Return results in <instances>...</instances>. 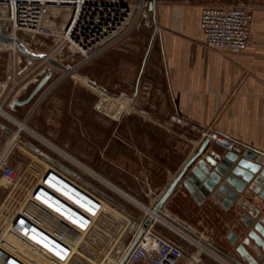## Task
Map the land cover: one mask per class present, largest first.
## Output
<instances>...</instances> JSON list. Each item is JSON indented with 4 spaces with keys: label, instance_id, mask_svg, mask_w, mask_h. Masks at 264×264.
I'll list each match as a JSON object with an SVG mask.
<instances>
[{
    "label": "rangeland",
    "instance_id": "1",
    "mask_svg": "<svg viewBox=\"0 0 264 264\" xmlns=\"http://www.w3.org/2000/svg\"><path fill=\"white\" fill-rule=\"evenodd\" d=\"M126 1L134 16L135 10L141 14L132 39L119 42L116 48L108 41L107 46L103 45L88 59L65 40L19 33L18 37L32 51L46 52L75 66L70 71L56 68L55 75L32 100L13 111L5 99L8 93L13 99L22 86L30 84L21 95V99L26 98L40 79V70L51 64L45 58L23 53L16 44L15 47L1 44L0 106L146 209L28 130L20 129L3 113H0V159L15 142L22 147L6 161L13 168V179L6 181L0 174V197L15 187L32 160L52 163L96 191L103 207L116 218L129 221L116 247L119 256L130 249L147 220H151L185 254L199 253L204 264H226L220 258L230 264H260L264 258V154L217 136L213 129L200 126L178 112L159 50L151 42L154 25L152 32L146 23L150 21L146 4L140 12V0ZM233 1L244 2L254 9L264 8V0ZM71 13L67 5L51 7L46 21L60 29ZM133 15L119 33L125 34L131 28L127 24ZM6 16L0 5V18ZM8 26L6 21L5 33H9ZM218 137L229 145L219 143ZM247 164L255 165V170L246 167ZM206 168L225 173L242 188L240 193L233 194L230 205L222 206L223 215L217 216L222 228L236 239L231 246L217 237L215 228L206 226L181 206L184 201H191L200 210L215 215L210 205L204 206L194 196L196 188L201 190L197 185L200 179L219 185L204 174ZM211 198L210 203L218 202ZM147 208L155 210L179 231L155 218ZM103 218L100 232L109 233L105 223L109 218Z\"/></svg>",
    "mask_w": 264,
    "mask_h": 264
},
{
    "label": "crops",
    "instance_id": "2",
    "mask_svg": "<svg viewBox=\"0 0 264 264\" xmlns=\"http://www.w3.org/2000/svg\"><path fill=\"white\" fill-rule=\"evenodd\" d=\"M140 2L150 14L147 26L154 25L151 42L159 50L178 112L213 129L217 136L264 154V8L254 9L233 0H156L152 10L150 0ZM206 5L252 9L250 36L244 48L206 45L200 25ZM135 13L127 24L131 28L104 45L116 48L119 42L132 39L141 15L137 10Z\"/></svg>",
    "mask_w": 264,
    "mask_h": 264
},
{
    "label": "bare ground",
    "instance_id": "3",
    "mask_svg": "<svg viewBox=\"0 0 264 264\" xmlns=\"http://www.w3.org/2000/svg\"><path fill=\"white\" fill-rule=\"evenodd\" d=\"M67 2L72 4L73 1ZM0 20L4 19L0 18ZM12 35L18 37L19 34L16 32ZM1 44L3 43H0V46ZM6 46L15 47L14 42L6 44ZM0 113L10 117L20 129L28 130L63 156L111 186L109 182L84 164L31 129L24 121H20L6 112L2 106H0ZM219 143L229 145V142L222 138H219ZM21 147L19 142H15L14 146L1 157L0 166L12 158L16 149ZM35 158L33 157V159ZM204 174L213 177L219 185L229 191L220 189L219 185H204L201 179L197 182L201 189L203 188L210 197L216 198L218 202L210 203L197 190V194L195 193L194 196L197 197V200H201L205 206L210 205L215 214L220 217L225 212H223L222 206L230 205L232 203L231 196L240 193L242 188L227 178L225 173L215 169L206 168ZM122 194L142 206L130 196ZM181 206L206 226L216 228L218 225L215 223L214 214L210 211L200 210L193 202L186 201ZM149 211L155 218H159L175 228L162 219L155 210ZM105 215L109 219L113 218V212L106 210L105 207L102 208L100 195L96 191L78 181L65 169L58 168L52 163H40L36 162V159L32 160L24 168L15 187L9 190L6 196L0 197V264H57L59 260L62 264H115L120 259L116 247L120 244L125 229L116 238L121 231V219L117 218L114 226L117 221L120 225L115 228L116 232L113 236L116 238V247L106 261L101 262L100 239L103 238V242L106 238L105 235L110 234L100 232V226L103 224L100 225V223ZM89 220H91L90 224H88ZM103 220H107V218L105 217ZM78 232L82 234V238L77 241ZM195 243L207 249L200 242L195 241ZM68 246L71 249L69 255H67ZM220 259L224 263L230 264L226 260ZM260 261H262L260 264H264V258Z\"/></svg>",
    "mask_w": 264,
    "mask_h": 264
},
{
    "label": "built area",
    "instance_id": "4",
    "mask_svg": "<svg viewBox=\"0 0 264 264\" xmlns=\"http://www.w3.org/2000/svg\"><path fill=\"white\" fill-rule=\"evenodd\" d=\"M67 1L70 0H0V5L7 13V16L2 20V27L8 21V34L10 35L16 32L18 34L37 33L65 40L71 44L77 53L88 59L97 53L105 42L112 40L123 28L127 19L133 15L132 7L126 0L124 1L131 8V11L127 12L126 15H123L126 11L121 4V0H71L73 1L72 4H68L70 2ZM142 4L141 2L139 5L140 12L144 6ZM65 5L71 7L72 13L63 27L58 29L50 21H46V14L51 7ZM252 19L253 12L248 6H204L201 11L200 25L204 32L206 45L219 49L240 50L244 48L250 36ZM2 45L6 44L3 43ZM64 64L67 68L66 71H70L75 66H72L70 62ZM15 84H17V81H15ZM8 96H10V93H8ZM8 96L5 97L7 103L12 100V97ZM217 139L219 142V137ZM0 174L6 181H11L14 177L13 168L6 162L0 166ZM202 183L204 185L209 184L203 181ZM211 183L210 185H217L213 184L214 182ZM196 190L199 194L204 195L207 201H213L203 188L201 190L196 188ZM252 191L255 193L253 189ZM201 203L203 204V202ZM195 205L198 206V204ZM198 207L200 208V206ZM214 217L215 223L218 224L215 228L217 237L229 246L236 244V239L222 228V224H219L220 221L216 214ZM106 218L108 219V217ZM115 219L117 218L113 215V218L111 217L108 221H105L107 232L110 231V235L106 234L103 242V238L100 239L101 262L106 261L116 247V238L129 226V221L122 219L120 221L121 231H119L116 238H113L116 232L115 228L120 225L117 221L118 224L114 226ZM90 221H88V224H90ZM154 223V221L147 220L141 234L115 264H204L199 253L185 254L180 246L159 232L154 227ZM78 233L77 241L82 238V234ZM70 250L69 248L67 255L71 254ZM57 264L62 263L59 260Z\"/></svg>",
    "mask_w": 264,
    "mask_h": 264
},
{
    "label": "water",
    "instance_id": "5",
    "mask_svg": "<svg viewBox=\"0 0 264 264\" xmlns=\"http://www.w3.org/2000/svg\"><path fill=\"white\" fill-rule=\"evenodd\" d=\"M121 4L125 8V11H126L123 15H126L127 12L131 11V8L127 2H125L124 0H121ZM155 5H156V0H150L148 7L154 10ZM11 42H14L19 48V50L22 51L23 53H26L27 55L35 57V58H45L51 64L47 68H43L42 70H40L39 74L41 77L26 98L21 99V95H22V92L26 90L30 84H25L24 86H22V88L18 90L15 97L8 104V108L13 111L16 109L17 106H24L28 104L40 92V90H42V88L50 81V79L55 75L56 68H61L64 70H66L67 68L64 63L52 57L50 54L46 52L40 53V52L32 51L22 42L20 38L14 37L8 33H5L2 27V21L0 20V43L10 44ZM110 185L114 187L116 190H118L119 192H122L120 189H118L114 185L112 184Z\"/></svg>",
    "mask_w": 264,
    "mask_h": 264
},
{
    "label": "snow or ice",
    "instance_id": "6",
    "mask_svg": "<svg viewBox=\"0 0 264 264\" xmlns=\"http://www.w3.org/2000/svg\"><path fill=\"white\" fill-rule=\"evenodd\" d=\"M246 167H251V168H253L255 170L256 166L255 165H251V164H247Z\"/></svg>",
    "mask_w": 264,
    "mask_h": 264
}]
</instances>
